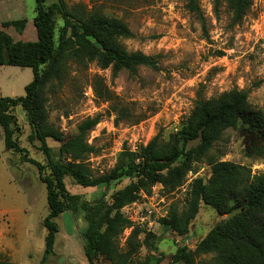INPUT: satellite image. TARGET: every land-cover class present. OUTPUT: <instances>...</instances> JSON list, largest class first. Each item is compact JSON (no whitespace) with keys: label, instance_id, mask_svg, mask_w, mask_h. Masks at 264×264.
I'll list each match as a JSON object with an SVG mask.
<instances>
[{"label":"rangeland","instance_id":"rangeland-1","mask_svg":"<svg viewBox=\"0 0 264 264\" xmlns=\"http://www.w3.org/2000/svg\"><path fill=\"white\" fill-rule=\"evenodd\" d=\"M58 0H46V5ZM68 9L98 12L124 23L131 38H120L118 43L129 53L141 52L157 59V69L140 66L135 75L122 70L113 76L111 69H101L95 62L79 65L68 61L67 72L61 81H51L43 91L44 116L47 124L58 130L62 140L77 132L86 118L98 117L97 125L87 133L86 141L97 152L88 156L94 176L108 172L122 150L136 151L159 132L163 144L169 145L171 133L188 118L198 94L204 99H217L232 89L247 92L251 110L264 114V0H251V7L243 19L234 24L229 8L224 3L214 12L212 0H197L205 21V31L188 9V0H62ZM35 0H0V30L11 39L35 42L33 25ZM26 20L19 32L14 27L3 28L2 23ZM55 40L63 25L55 14ZM28 67L0 66V98L24 96L25 86L31 82ZM122 109L123 114H118ZM11 114L16 121L14 139L26 151L29 159L46 165L47 157L38 140H29L31 127L21 107ZM51 160H62L61 141L45 139ZM198 140L188 145L197 146ZM216 162H231L242 166L248 181L264 174V157H246L243 142L236 129L222 132L208 153L191 162L183 184L170 192L160 184L149 193L140 192L136 201L124 206L121 213L132 226L118 239L119 248L133 228L138 234L137 248L126 264H147L149 256L170 264L178 249L194 252L198 243L217 224L227 221L239 210L219 214L200 201L195 217L190 220L187 233L163 230L161 219L170 205L179 212L187 208V200L194 179L207 182L210 167ZM47 172V169H45ZM123 178L110 184L105 200L115 191L132 182ZM66 190L82 200L93 203L99 191L83 188L67 176ZM48 214L46 189L38 178L36 167L23 160L22 153L4 149L0 127V260L19 264H39L44 250L46 230L42 221ZM74 223L70 212L53 221L58 226L53 255L43 264H89L84 256L79 229L85 226L82 215ZM153 242L157 251L152 252ZM94 264H110L97 257ZM214 254H200L195 264H213Z\"/></svg>","mask_w":264,"mask_h":264},{"label":"trees","instance_id":"trees-1","mask_svg":"<svg viewBox=\"0 0 264 264\" xmlns=\"http://www.w3.org/2000/svg\"><path fill=\"white\" fill-rule=\"evenodd\" d=\"M218 13L225 3L238 24L251 7V0H212ZM188 9L205 31L204 17L197 0H188ZM59 14L63 25L55 40V14ZM26 20L2 23L21 32ZM33 25L35 42H14L0 30V66L28 67L33 77L25 88L24 96L0 98V127L4 149L22 153L24 161L33 164L39 180L46 189L48 214L42 221L46 230L44 250L39 264L53 255L55 236L58 231L53 221L64 212H70L74 223L82 215L85 226L79 229L84 256L89 264L102 257L110 264H126L136 250L138 231L133 228L120 250L118 239L123 231L132 226L121 209L137 200L140 192L149 193L151 187L160 184L170 192L180 187L191 162L205 156L227 129H236L243 142L246 157H264V114L251 110L247 104V92L232 89L217 99H204L198 94L192 111L176 131L171 133L169 145L163 144L159 132L145 145L132 152L124 148L116 164L106 173L94 176L89 167L88 156L97 152L86 141L87 133L98 123L99 118H86L77 127V132L66 140L61 133L47 124L44 114V88L51 81H61L67 72L68 61L79 65L95 62L101 69H111L112 75L125 70L131 76L140 66L157 69V59L141 52H127L119 43L120 38H131L132 33L120 20L98 12H80L68 9L62 0L46 5V0H35ZM25 112L31 134L29 140H38L47 157L46 165L27 158L26 151L19 147L14 133L16 121L11 114L15 107ZM120 109L117 115L123 114ZM61 141L59 153L62 160H51L45 139ZM198 140L195 148L188 145ZM47 169V172H45ZM206 183L194 179L187 200V208L179 212L170 205L168 214L161 219L163 230L174 231L179 236L187 233V227L198 210L200 201L213 207L217 213L226 214L239 210L233 217L217 224L196 246L194 252L178 249L170 264H195L200 254H214L213 264H264V174L248 181L246 169L231 162H216L210 167ZM69 176L76 185L96 188L99 191L93 203L70 194L64 184ZM123 178L133 179L121 190L105 200L110 184ZM149 249L157 251L151 242ZM149 256L148 263L151 264ZM163 255L155 259L161 262ZM0 264H19L0 260Z\"/></svg>","mask_w":264,"mask_h":264},{"label":"crops","instance_id":"crops-1","mask_svg":"<svg viewBox=\"0 0 264 264\" xmlns=\"http://www.w3.org/2000/svg\"><path fill=\"white\" fill-rule=\"evenodd\" d=\"M54 250V249H53ZM55 252V251H54Z\"/></svg>","mask_w":264,"mask_h":264}]
</instances>
